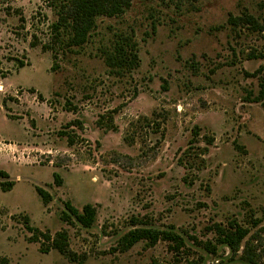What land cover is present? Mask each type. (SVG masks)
<instances>
[{"label": "rangeland", "instance_id": "374dc122", "mask_svg": "<svg viewBox=\"0 0 264 264\" xmlns=\"http://www.w3.org/2000/svg\"><path fill=\"white\" fill-rule=\"evenodd\" d=\"M243 12L261 28L228 22ZM57 13L0 0V169L14 181L0 189V264H251L243 245L264 264V105L246 97L264 91V0H132L81 46L67 45L69 22L54 29ZM124 37L138 65L109 67ZM65 200L94 205L92 225L60 220ZM22 215L65 230L72 260L41 251ZM229 222L249 230L239 250L208 252L213 224ZM134 227L183 244L113 249Z\"/></svg>", "mask_w": 264, "mask_h": 264}, {"label": "trees", "instance_id": "16d2710c", "mask_svg": "<svg viewBox=\"0 0 264 264\" xmlns=\"http://www.w3.org/2000/svg\"><path fill=\"white\" fill-rule=\"evenodd\" d=\"M48 6L57 9V23L53 24L55 30L59 31L61 26L60 22H69L70 36L68 38L67 45L69 46H81L89 36L90 31L95 26V19L99 16H115L127 9L132 0H41ZM22 18V17H20ZM22 20V19H21ZM228 22L231 25H248L252 28H261V24L258 20L247 12H243L240 15L230 14ZM126 46V48H125ZM105 62L109 67H126L132 68L138 65V55L136 46L131 38L124 37L114 44L112 50L106 53ZM21 64V63H20ZM253 74V73H252ZM246 95L247 100L253 102H261L264 105V91H261L259 95L249 97V93ZM38 97L42 99V95L38 94ZM114 108L110 112V117L116 112ZM103 118V117H101ZM108 120V119H107ZM76 122V121H73ZM97 126L102 128V119L96 120ZM113 130V125H109ZM62 182L60 176L56 173L53 174V183L60 185ZM14 181L9 177V174L4 169H0V189L7 191L12 188ZM37 194L40 196L44 205L48 204L51 200V194L40 186H35ZM64 209L60 212L59 218L63 222L71 223L75 219L80 225L89 227L92 225L96 209L94 205L85 203L81 210L72 205L70 201L65 200L63 202ZM137 222V221H136ZM22 223L24 227L31 232L30 239L32 241H41V246L46 244L47 246L41 247V251L45 252L49 248H54L62 255L71 259L75 256L67 246V234L65 230H59L54 236H51L47 231L43 232L35 226L29 224V217L22 215ZM213 240H206L202 243V246L210 253H215L217 245L227 246L233 253H236L245 238L249 230L236 223L229 222V224L221 225L214 223L212 227ZM159 239L173 241L176 245L183 244L182 238L171 230H160L153 227H134L122 234L113 249L119 252L126 251L134 243L145 240L148 245L155 244ZM240 257L251 264H257L256 254L251 248H247L243 245V253Z\"/></svg>", "mask_w": 264, "mask_h": 264}]
</instances>
